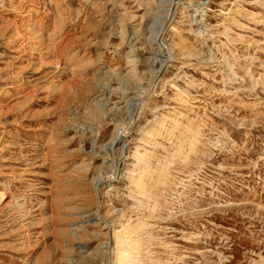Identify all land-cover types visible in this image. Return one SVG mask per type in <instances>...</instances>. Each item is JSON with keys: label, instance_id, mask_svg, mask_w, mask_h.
Wrapping results in <instances>:
<instances>
[{"label": "rangeland", "instance_id": "obj_1", "mask_svg": "<svg viewBox=\"0 0 264 264\" xmlns=\"http://www.w3.org/2000/svg\"><path fill=\"white\" fill-rule=\"evenodd\" d=\"M1 193L0 264H264V0H0Z\"/></svg>", "mask_w": 264, "mask_h": 264}, {"label": "bare ground", "instance_id": "obj_2", "mask_svg": "<svg viewBox=\"0 0 264 264\" xmlns=\"http://www.w3.org/2000/svg\"><path fill=\"white\" fill-rule=\"evenodd\" d=\"M58 44V43H57ZM63 51V50H62ZM76 79V78H75ZM73 82V81H72ZM66 93V92H65ZM57 152V151H56ZM142 159V158H141ZM138 163L141 162L140 159L137 160ZM143 164V163H142ZM143 194V193H142ZM5 195L4 193H1L0 194V200L2 203L5 202ZM122 234V233H121ZM127 242V241H126ZM128 243V242H127ZM132 250V249H131ZM116 255H117V261H116V264H132V262H129L128 260L126 261V251L125 249L123 248L122 246V243L120 241H118V244H117V249H116Z\"/></svg>", "mask_w": 264, "mask_h": 264}]
</instances>
